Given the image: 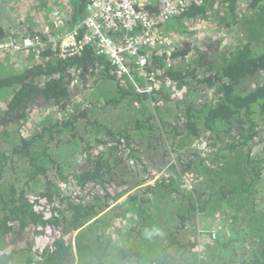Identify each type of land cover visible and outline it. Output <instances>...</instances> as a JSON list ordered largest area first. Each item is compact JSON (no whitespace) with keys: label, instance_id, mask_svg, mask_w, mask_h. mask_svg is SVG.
Here are the masks:
<instances>
[{"label":"trees","instance_id":"16d2710c","mask_svg":"<svg viewBox=\"0 0 264 264\" xmlns=\"http://www.w3.org/2000/svg\"><path fill=\"white\" fill-rule=\"evenodd\" d=\"M214 27L227 35L215 39ZM164 31L182 38L169 66L152 54L151 95L90 46L66 59L42 49L0 74V264H184L196 245L181 231L200 217L234 236L214 250L202 236L208 256L264 264V0L196 1ZM16 36L0 25V41ZM9 58L18 59L1 54L0 67ZM114 114L128 119L116 126ZM204 135L201 152L193 145ZM129 192L122 214L110 213ZM129 209L137 228L120 244Z\"/></svg>","mask_w":264,"mask_h":264},{"label":"built area","instance_id":"2783aa9c","mask_svg":"<svg viewBox=\"0 0 264 264\" xmlns=\"http://www.w3.org/2000/svg\"><path fill=\"white\" fill-rule=\"evenodd\" d=\"M196 1L201 0H87L81 22L67 27L65 34L60 33L59 21L62 17L69 18L71 10L53 7L51 16L58 40L50 41V47L65 59L80 54L86 46L93 47L98 56L108 60L112 73L138 92L151 95L159 87L156 72L151 70L152 54L157 51L167 56L169 66L174 61L173 52L182 38L180 34L164 31V26L172 23L182 10ZM10 29L15 30L16 34L22 29L27 30L25 33L30 31L26 25L20 30ZM11 39L15 38L0 41V55L21 54L24 48L30 47L37 57H41V50L47 48L35 40L20 38L14 42ZM194 51L193 45L186 59H191ZM199 142L196 140L193 146L204 150L205 144ZM172 156L171 160L175 162L177 154L173 153Z\"/></svg>","mask_w":264,"mask_h":264},{"label":"rangeland","instance_id":"374dc122","mask_svg":"<svg viewBox=\"0 0 264 264\" xmlns=\"http://www.w3.org/2000/svg\"><path fill=\"white\" fill-rule=\"evenodd\" d=\"M36 0H33L32 2L35 3ZM52 3H54L52 1ZM71 4V0H58V4H56L55 7H61V8H65L66 10H70L71 6L68 5ZM63 8V9H64ZM37 22L38 24H40V26L37 28L42 30L43 32H48L50 30V28L53 27V22H52V18H49L48 22L42 20L41 16L39 14H37ZM39 19H41V23L39 22ZM171 22H168L164 27H167ZM10 23L8 22L7 25H9ZM5 27V25H3ZM12 28V27H11ZM30 28V26H29ZM11 32L12 29H10ZM27 31L26 29H22L20 34H24ZM31 32V29L30 31ZM214 32V38L218 39L222 36H224V30H222V32L220 33L219 29L217 27H214L213 29ZM38 34H43L38 32ZM55 33H51L50 36L56 39V37H54ZM226 34V33H225ZM227 35V34H226ZM50 36L42 38L44 41H49ZM15 39H11L10 41H19L20 37L16 36L13 37ZM46 39V40H45ZM58 40V38L56 39ZM230 41V40H229ZM196 46H199V43L196 42L195 43ZM225 45H229V43L227 42H222L221 46H225ZM23 56H20L18 53H14L12 55L16 56L17 58L21 57L20 59H15V58H9L8 63H5V65L1 66L0 68H2V70H0V74H5V73H10V72H14L16 70H19L20 68L22 69V67H26V66H30L32 65V61L28 60L26 56L28 55H32L33 56V60H35L34 54L31 52H22L21 53ZM28 61V62H27ZM19 62H22V66L16 65L19 64ZM26 62V63H23ZM25 65V66H23ZM1 95V94H0ZM2 97L0 96V99ZM114 121H115V125L117 126L118 124H120L121 122H125L128 118H124L121 117L119 114L118 115H113ZM205 138H203L204 140H200L199 144H205L206 141L208 140V136L204 135ZM94 138V137H93ZM203 150H201L202 152ZM83 159L82 155L77 154L76 157H69L68 160H70V164H72V161L78 162L80 163L81 160ZM189 178V177H188ZM131 192L127 193L126 195L122 196L120 199L116 200V201H112V203L110 204L108 210H110V213L112 212L113 214H122L121 212H123V210L121 208L118 207L119 204H121V202L130 194ZM201 218V217H200ZM200 218H197L196 221L194 222V224L190 225H186L185 228L181 231V236L184 238L185 243L189 245V247H191V244L189 243V241L191 243H195L196 245V250L194 252V255H191L184 264H195V260L196 261H201V262H208V264H214L215 261H218V264H236L234 259L232 257H235V255L231 254V253H219V255L221 256L220 258L214 260L212 258V255L208 256V252H209V248H203L201 250V247H199L200 242L202 241L201 237L202 236H211L213 239H215V241L213 242L212 245H205L206 247H211L213 250L216 247V245L214 246L215 242L217 240H219L220 238H223L224 240H229L231 238H234V236L229 235V230L226 228H222L220 227V225L218 224V220L217 219H210L207 218L206 220H202ZM117 223V221H115ZM133 228H137V215L134 209H129L126 212V216H124L123 220L119 223V226L116 228V232L114 233L113 237L116 238V242L122 244V242H124L126 238L130 237L131 233H132V229ZM133 241H129L128 243H131ZM241 250H239L237 252V257L240 254Z\"/></svg>","mask_w":264,"mask_h":264},{"label":"crops","instance_id":"0c3cea01","mask_svg":"<svg viewBox=\"0 0 264 264\" xmlns=\"http://www.w3.org/2000/svg\"><path fill=\"white\" fill-rule=\"evenodd\" d=\"M32 1L33 0H0V25H6L9 28H18V30H20L23 25H26L30 26L31 31L36 30L40 26V24H38L37 22V13L34 11L36 10V6L39 7V10L41 8L39 5H36ZM42 1L46 3L47 7L45 9H41L38 14L41 16L42 20L48 22L49 18L52 17V8L55 7L56 4H58V0ZM52 1L54 3H52ZM73 4H76V0H71V5L74 8ZM20 21H24L25 23H21ZM8 22L10 23L9 25H7ZM39 22H42L41 19H39ZM38 30L43 32L40 29ZM50 31L51 28L48 32H43L44 36L48 38V36H50L51 34ZM54 33V37H56L57 39L58 32H56L55 30ZM52 40H55V38L52 39V37L50 36L49 41ZM19 55L23 56L22 54ZM0 70H2V68H0Z\"/></svg>","mask_w":264,"mask_h":264},{"label":"bare ground","instance_id":"6f19581e","mask_svg":"<svg viewBox=\"0 0 264 264\" xmlns=\"http://www.w3.org/2000/svg\"><path fill=\"white\" fill-rule=\"evenodd\" d=\"M84 17V14L78 19V21L75 23V24H78L81 22L82 18ZM52 18V17H51ZM66 17H62L59 21L60 25H61V28H60V33L62 34H65L66 33V28L69 27V26H73V25H67L66 24ZM52 22H53V27L51 28V31L50 33H54L55 31V22H54V19L52 18ZM18 37H20L21 39H24V40H35L37 41L38 43H42V44H45L47 48L51 49L50 47V43L46 40L44 41L42 38H44V33L43 34H38V30H34V31H31V32H27V33H24V34H17ZM24 52H31L34 54V57H35V60L39 61L41 59V57H37L35 52L32 50V48L30 47H26L24 48ZM54 53L56 54L57 57L59 58H62V59H65L61 56V54L57 51H54ZM114 74V73H113Z\"/></svg>","mask_w":264,"mask_h":264},{"label":"clouds","instance_id":"9594fccd","mask_svg":"<svg viewBox=\"0 0 264 264\" xmlns=\"http://www.w3.org/2000/svg\"><path fill=\"white\" fill-rule=\"evenodd\" d=\"M87 1V0H86ZM76 5V4H75ZM13 54V53H12ZM146 234L151 237L154 234H159V230L158 229H152L150 231H147Z\"/></svg>","mask_w":264,"mask_h":264}]
</instances>
